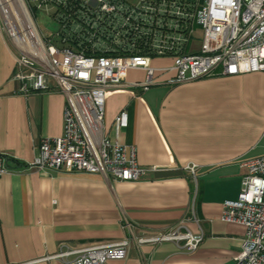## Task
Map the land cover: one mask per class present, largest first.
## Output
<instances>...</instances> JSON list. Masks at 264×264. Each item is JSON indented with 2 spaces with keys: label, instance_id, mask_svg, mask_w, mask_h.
Masks as SVG:
<instances>
[{
  "label": "crops",
  "instance_id": "crops-1",
  "mask_svg": "<svg viewBox=\"0 0 264 264\" xmlns=\"http://www.w3.org/2000/svg\"><path fill=\"white\" fill-rule=\"evenodd\" d=\"M0 22V155L12 157L0 177V264H63L61 246L84 247L133 234H156L184 221L202 240L193 252L175 243L130 246L126 259L106 264H233L245 227L224 223L225 201L238 198L246 163L264 155V73L215 76L171 85L172 72L147 91L112 89L105 104V131L123 111L128 125L120 142L133 145L145 173L121 182L67 167L39 172L26 167L42 138L63 130L60 93L19 92L15 61ZM169 68L170 59H154ZM131 70L128 83L142 82ZM195 165V178L184 171ZM193 203L197 223L188 212Z\"/></svg>",
  "mask_w": 264,
  "mask_h": 264
},
{
  "label": "built area",
  "instance_id": "built-area-1",
  "mask_svg": "<svg viewBox=\"0 0 264 264\" xmlns=\"http://www.w3.org/2000/svg\"><path fill=\"white\" fill-rule=\"evenodd\" d=\"M28 31L12 33L15 73L23 95L60 93L65 98L62 134L42 138L26 167L39 172L100 174L121 182L140 181L133 145L120 142L128 125L125 111L105 131V104L112 89L147 91L168 72L171 85L215 76L264 73V0H17ZM41 15L52 27L40 32ZM26 20V21H25ZM201 32L196 51L193 41ZM13 36L17 37L15 39ZM20 39V40H19ZM24 41L26 46H22ZM170 59L169 68H155L154 59ZM131 70L144 72L142 82L128 83ZM12 157L0 155V177ZM237 200L225 201L220 220L245 227L240 252L233 264H264V155L246 163ZM184 171L195 178L196 166ZM188 212L194 215L193 203ZM184 221L156 234H133L125 216L120 241L68 247L47 259L63 264H106L126 259L130 246L175 243L193 252L202 240Z\"/></svg>",
  "mask_w": 264,
  "mask_h": 264
},
{
  "label": "rangeland",
  "instance_id": "rangeland-1",
  "mask_svg": "<svg viewBox=\"0 0 264 264\" xmlns=\"http://www.w3.org/2000/svg\"><path fill=\"white\" fill-rule=\"evenodd\" d=\"M15 0H0V22L5 32L8 43L12 46L11 34L23 32L22 30L28 31L27 26L21 25L20 18L25 17L24 11L19 7V4L14 3ZM26 21V20H25ZM37 25L41 33L44 35H50L52 27L49 25L48 20L43 16L37 17ZM22 29V30H21ZM16 38L15 36H13ZM201 38V32L197 31L195 39L193 41V47L196 51L198 48V41ZM25 46V45H22Z\"/></svg>",
  "mask_w": 264,
  "mask_h": 264
},
{
  "label": "bare ground",
  "instance_id": "bare-ground-1",
  "mask_svg": "<svg viewBox=\"0 0 264 264\" xmlns=\"http://www.w3.org/2000/svg\"><path fill=\"white\" fill-rule=\"evenodd\" d=\"M13 1V0H12ZM17 2V0H15V2L14 3H16ZM17 4H18V2H17ZM15 39H17L18 40V38L16 37ZM20 40V39H19ZM22 43H23V45H25L26 46V43L24 42V41H22Z\"/></svg>",
  "mask_w": 264,
  "mask_h": 264
}]
</instances>
